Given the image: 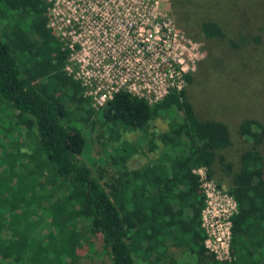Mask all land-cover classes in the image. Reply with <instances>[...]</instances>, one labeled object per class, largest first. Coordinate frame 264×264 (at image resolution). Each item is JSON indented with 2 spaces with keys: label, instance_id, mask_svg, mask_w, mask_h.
I'll list each match as a JSON object with an SVG mask.
<instances>
[{
  "label": "trees",
  "instance_id": "trees-1",
  "mask_svg": "<svg viewBox=\"0 0 264 264\" xmlns=\"http://www.w3.org/2000/svg\"><path fill=\"white\" fill-rule=\"evenodd\" d=\"M48 7L0 0V264H89L95 247L98 264H187L166 253L169 244L184 247L193 264H264L263 124L237 123L249 147L232 171L219 153L230 144L227 125L198 117L185 88L154 102L119 88L94 108L66 70L69 50L48 26ZM198 32L205 40L225 35L212 20L199 22ZM158 115L169 120L164 149L138 169L126 165L129 151L108 155L111 173L104 160L91 169L79 158L85 126L119 137L146 132ZM215 160L235 202L228 260L204 246L201 226L205 194L194 170L212 177Z\"/></svg>",
  "mask_w": 264,
  "mask_h": 264
},
{
  "label": "rangeland",
  "instance_id": "rangeland-1",
  "mask_svg": "<svg viewBox=\"0 0 264 264\" xmlns=\"http://www.w3.org/2000/svg\"><path fill=\"white\" fill-rule=\"evenodd\" d=\"M48 1L51 30L71 45L67 70L94 108L104 106L119 86L148 101L160 99L170 88H185L198 117L227 125L230 144L219 153L232 171L237 169L239 154L249 147L237 135V123L250 117L264 126V0ZM202 20L217 22L224 37L203 39L198 32ZM146 22L148 27H143ZM172 116L179 118L177 113ZM168 122V116L158 115L146 132L125 130L119 137L98 124L85 126L86 143L79 158L91 169L104 160L111 173L108 155L129 151L126 165L136 170L164 149L160 137ZM10 135L18 138L15 129ZM258 148L264 161V139ZM213 169L210 180L227 193L229 174L216 160ZM205 221L209 223L208 214ZM166 253L193 264L181 245L169 244ZM88 254L89 264L100 263L103 256L98 247Z\"/></svg>",
  "mask_w": 264,
  "mask_h": 264
},
{
  "label": "built area",
  "instance_id": "built-area-1",
  "mask_svg": "<svg viewBox=\"0 0 264 264\" xmlns=\"http://www.w3.org/2000/svg\"><path fill=\"white\" fill-rule=\"evenodd\" d=\"M49 6H50V3H49ZM48 11H49V7H48ZM47 16H48V13H47ZM148 25H149L148 22H146L145 25H143V27L145 26L148 27ZM48 26H50V28L52 29L49 23V18H48ZM135 31L137 35L139 34L138 35L139 37L143 36L142 31L141 33H138V28H136L134 32ZM62 44L63 46L67 47L69 50V53H68V61H69L70 53H71V45H66L64 42H62ZM66 70H67V66H66ZM119 88H123L131 92L128 88L121 87V86L115 88L114 90H112V92ZM174 88H170V89H174ZM175 89H180V88L176 87ZM168 90H166L165 93ZM137 96H140V95H137ZM149 102H154V101H149ZM194 172L199 175L201 187L205 194V206L201 211V226L203 227L204 232L206 234V237L204 239V246L210 252H212L217 259L228 260L230 258L229 238H230V226H231L229 217L235 210V202L228 192L222 193L220 192V190L215 188V185L212 183L210 178H208L205 175L204 170L202 168H197L194 170ZM205 214H208L209 216L208 224L205 221Z\"/></svg>",
  "mask_w": 264,
  "mask_h": 264
}]
</instances>
